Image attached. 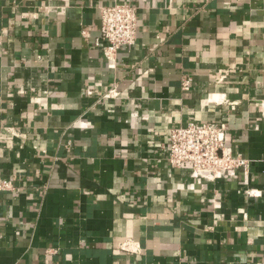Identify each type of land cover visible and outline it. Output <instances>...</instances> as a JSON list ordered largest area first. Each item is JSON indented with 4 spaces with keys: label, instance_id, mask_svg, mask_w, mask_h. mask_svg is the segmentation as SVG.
<instances>
[{
    "label": "crops",
    "instance_id": "1",
    "mask_svg": "<svg viewBox=\"0 0 264 264\" xmlns=\"http://www.w3.org/2000/svg\"><path fill=\"white\" fill-rule=\"evenodd\" d=\"M116 2L139 27L111 68ZM192 121L226 122L249 174L171 166ZM0 173L21 186L0 192V264H264V0H0Z\"/></svg>",
    "mask_w": 264,
    "mask_h": 264
},
{
    "label": "built area",
    "instance_id": "2",
    "mask_svg": "<svg viewBox=\"0 0 264 264\" xmlns=\"http://www.w3.org/2000/svg\"><path fill=\"white\" fill-rule=\"evenodd\" d=\"M101 34L96 39L111 68L118 64L119 50L136 44L138 40L139 19L137 7L129 2H116L100 8ZM192 79L183 78L182 89L190 90ZM115 88L107 91L103 97H116ZM219 103L226 100L218 99ZM14 135L12 126H7ZM168 159L174 168H188L196 179L213 180L222 176L248 175L251 162L248 158L234 154L228 140L226 122H188L171 130ZM21 190L14 180L0 173V192ZM251 194V190L246 191ZM121 250L139 252V243L130 239L119 244Z\"/></svg>",
    "mask_w": 264,
    "mask_h": 264
}]
</instances>
